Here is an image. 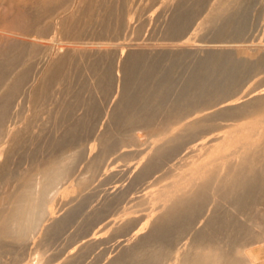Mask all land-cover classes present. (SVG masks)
<instances>
[{
	"label": "rangeland",
	"instance_id": "obj_1",
	"mask_svg": "<svg viewBox=\"0 0 264 264\" xmlns=\"http://www.w3.org/2000/svg\"><path fill=\"white\" fill-rule=\"evenodd\" d=\"M13 4L0 22L31 29L0 23V97L22 78L0 232L15 202L40 205L24 237L0 233V264H184L216 245L264 264V0Z\"/></svg>",
	"mask_w": 264,
	"mask_h": 264
},
{
	"label": "bare ground",
	"instance_id": "obj_2",
	"mask_svg": "<svg viewBox=\"0 0 264 264\" xmlns=\"http://www.w3.org/2000/svg\"><path fill=\"white\" fill-rule=\"evenodd\" d=\"M3 1H6V4H7V6L8 5H15V4H13V3H15V2H17V1H19V0H3ZM63 1L64 0H40V3H41V6L43 7V9H45V7H48V8H51V9H58L59 8V6L63 3ZM77 1H79L80 3H81V0H77ZM84 1V0H83ZM70 4V3H69ZM18 5V4H17ZM16 5V6H17ZM62 7V6H61ZM3 10H4V8L3 7H1ZM8 8L9 7H7V8H5L6 10H5V12L8 10ZM73 8V7H72ZM74 9V8H73ZM2 10V11H3ZM48 10V9H47ZM69 10V9H68ZM9 11V10H8ZM56 11V10H55ZM4 12V11H3ZM5 12H4V14H5ZM12 12H13V10H12ZM12 12H9V14H7L8 16L9 15H12ZM23 12V11H22ZM11 13V14H10ZM19 13V11L17 12V15H13V16H10V17H4L2 20H1V22H3V25H4V28H5V30H6V27H7V29L9 30L10 28H11V30L13 31V34H14V29H17V30H20V32H23V35H24V33H27L31 28V26H30V24H28V22H24L23 20H22V17L24 18L25 16H23L22 14H18ZM66 13H68V12H66ZM16 14V13H15ZM59 14V13H58ZM74 14V13H73ZM6 15V14H5ZM6 15V16H7ZM20 15H22V16H20ZM25 15V14H24ZM2 16V15H1ZM25 18H27V16L25 17ZM70 19H71V16H70ZM73 19H74V16H73ZM29 20V19H28ZM75 20V19H74ZM0 22V23H1ZM72 22V21H71ZM2 24V23H1ZM59 24H60V22H59ZM55 27V26H54ZM42 29V28H41ZM61 29V28H60ZM11 30L9 31V32H11ZM17 30H16V33H17ZM38 31V30H37ZM41 31V30H40ZM8 32V31H7ZM39 32V31H38ZM10 34V33H9ZM17 35V34H16ZM26 39V38H25ZM25 58V57H24ZM61 59V58H60ZM60 59H57L56 60V62H55V68L53 69V70H51L49 73V78H51V77H55L56 75H57V73H58V71H59V68H60V66H61V64H62V62H63V59L62 60H60ZM9 65V64H8ZM54 67V66H53ZM52 67V68H53ZM12 72V71H11ZM2 72H0V74H1ZM26 75V74H25ZM44 75V74H43ZM0 77H2V74H1V76ZM19 78H20V76H19ZM2 79V78H1ZM25 79H26V77H25ZM15 80V79H14ZM17 80V79H16ZM48 80V79H47ZM21 82H22V78H21V80L19 81L18 80V82H16V83H14V84H11L10 85V87L7 85V87H9V89H8V91H7V93L5 94V95H3V97H0V121L2 122V118H3V116H4V114L6 113L5 111H6V108H7V106L9 107V102H11L10 100H11V98H12V96H14V95H16L15 93L17 92L18 93V89H19V87H20V84H21ZM48 82V81H47ZM1 84V83H0ZM48 84V83H47ZM25 85V84H24ZM48 86V85H47ZM6 87V88H7ZM2 89V88H1ZM263 91H264V89H263ZM40 92V91H39ZM17 96V95H16ZM38 96V95H37ZM17 97H19V95L17 96ZM16 97V98H17ZM13 98H15V97H13ZM260 98H261V100L263 101L264 100V95H262V96H260ZM40 99V98H39ZM14 100V99H13ZM262 101H259V102H262ZM21 104V103H20ZM259 107V105H256L255 107ZM261 107V106H260ZM10 109V108H9ZM259 109H261V108H259ZM8 111V110H7ZM8 113V112H7ZM259 124L260 125H262V124H264V121L262 120L261 122H259ZM258 127V126H257ZM262 129V128H261ZM256 135V134H255ZM19 136H17V138H18ZM20 138H21V136H20ZM13 143V142H12ZM231 143V142H230ZM242 144V143H241ZM263 144V143H262ZM261 144V146H263ZM264 147V146H263ZM262 150V149H261ZM260 152V151H259ZM259 152H257V154L259 153ZM205 156V155H204ZM230 156V155H229ZM253 156V155H252ZM206 160V159H205ZM193 162V161H192ZM7 164V163H6ZM58 164H59V162H58ZM207 164V163H206ZM198 167V166H197ZM201 171V170H200ZM58 172H60V168H57V166L56 165H54V164H49V166L47 167V169L44 171V173L43 174H45V176H47V178L49 177V176H51L52 174H55L56 176L55 177H58L59 175V173ZM220 172V171H219ZM216 173V172H215ZM0 174H1V172H0ZM213 174V173H212ZM205 175V174H204ZM259 175V174H258ZM44 176V177H45ZM208 176V175H207ZM211 180V179H210ZM209 182V181H208ZM215 183V182H214ZM48 186H49V184H48ZM29 191H31V190H29ZM7 193V192H6ZM35 193V192H34ZM31 194H33V193H31ZM29 192H25V193H23V195L25 196V195H31ZM19 195V194H18ZM23 196V197H24ZM33 196V195H32ZM20 197V196H19ZM243 197V196H242ZM9 198V197H8ZM25 198V197H24ZM27 198V197H26ZM18 199H20V198H18ZM8 200V199H7ZM15 201H17V200H15ZM38 202H34V199L33 200H30V202H25V203H23V201H21V200H18L17 202H15L14 204H13V210H12V216L9 218V221H8V223H6V224H9L8 226L6 225V227H4L5 229H3V231L2 232H0L2 235H3V237H13V234L14 235H17L18 237H24V235L26 234V232L29 230V229H31V226H32V217H31V215H33L34 213V211H36V210H38L39 209V203L37 204ZM41 211H42V209H41ZM46 212V211H45ZM9 213V212H8ZM11 213V212H10ZM263 213H264V211H263ZM262 213V214H263ZM10 215V214H9ZM263 218H264V214H263V216H262ZM7 218H8V216H7ZM6 220V219H5ZM8 220V219H7ZM6 220V221H7ZM31 220V221H30ZM13 224L15 225L16 224V227H13ZM1 236V235H0ZM253 236V235H252ZM2 237V236H1ZM15 238H17V237H15ZM204 240V239H203ZM205 249V248H204ZM198 251V250H197ZM150 252V251H149ZM150 254V253H149ZM153 254V253H152ZM151 254V255H152ZM144 255V254H143ZM148 255V254H147ZM197 255V254H196ZM199 255V254H198ZM247 255V258L246 257H244V258H246V260L248 259V262H249V264H257L258 263V259H257V257L255 256V255H252L251 253H247L246 254ZM200 256V255H199ZM186 258V257H185ZM194 258H196V259H194ZM243 258V259H244ZM154 259V258H153ZM158 259H161V257L160 258H158ZM187 259V258H186ZM242 259V260H243ZM241 260V258H237V257H235V259L234 258H232L231 256H229V253L227 254L225 251H224V249L222 250L220 247H217V245H216V248L215 247H212V246H210V247H208L207 249H205L204 250V252L202 253V255L200 256V257H193V259H187L186 261H184L185 263L184 264H242V262L244 263V261H242ZM245 260V259H244ZM153 261V260H152ZM151 260H150V262H147V261H145V263L146 264H155L154 263V261L152 262ZM166 261V260H165ZM142 263L144 262V261H141ZM133 264H138V263H133ZM183 264V263H182ZM245 264V263H244Z\"/></svg>",
	"mask_w": 264,
	"mask_h": 264
}]
</instances>
